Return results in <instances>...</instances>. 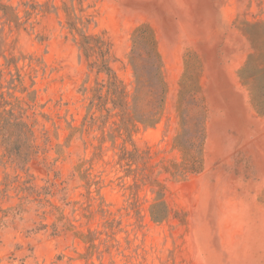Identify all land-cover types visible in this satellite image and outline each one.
Here are the masks:
<instances>
[{"label": "rangeland", "instance_id": "obj_1", "mask_svg": "<svg viewBox=\"0 0 264 264\" xmlns=\"http://www.w3.org/2000/svg\"><path fill=\"white\" fill-rule=\"evenodd\" d=\"M82 1L89 33L112 42L131 90L132 34L152 27L168 86L163 114L130 138L114 120L90 123L104 76L69 33L71 0H3L21 21L0 13V112L24 113L35 153L19 167L0 139V264H264V116L239 78L264 0ZM189 53L201 62V107L189 109L207 116L204 167L176 178L165 168L183 162L175 140ZM151 173L169 209L159 223L157 189L143 181Z\"/></svg>", "mask_w": 264, "mask_h": 264}, {"label": "trees", "instance_id": "obj_2", "mask_svg": "<svg viewBox=\"0 0 264 264\" xmlns=\"http://www.w3.org/2000/svg\"><path fill=\"white\" fill-rule=\"evenodd\" d=\"M75 2L81 7V15L76 13ZM39 7L32 5L30 9L36 12ZM63 11L67 16L69 33L86 59L89 69L98 76H104L92 90L90 110L97 111L99 115L91 113L90 123L106 126L109 121L114 120L113 125L119 135L125 134L128 138L140 125H157L163 114L168 86L163 75L158 40L152 27L141 25L132 34V49L128 55L134 75V87L131 90L114 68L118 59L112 42L104 35L89 33L88 27L92 19L85 14L83 1L71 0V4L64 2ZM0 13L16 25L21 21L15 9L3 3V0H0ZM26 14L31 15L29 11ZM252 28L248 33L252 52L246 65L239 71V78L249 91L254 110L258 115L264 116V23ZM185 62L186 72L181 82L178 106L182 133L175 140V146L183 154V162L175 164L172 169L165 168V173L176 178L199 174L204 167L207 116L204 108L196 116H192L189 109L190 106L194 110L201 107L198 83L201 62L194 53L187 54ZM189 100L191 103H188ZM5 105L8 103L5 102ZM24 117V113L21 110L16 112L15 108L0 112V139L9 155L19 163V167H24L35 153L34 147L28 143L33 137V131ZM124 152L125 155H132L128 150ZM143 181L157 189L158 199L152 208L153 220L158 223L165 221L169 217V209L163 199L165 187L154 173L144 175Z\"/></svg>", "mask_w": 264, "mask_h": 264}]
</instances>
